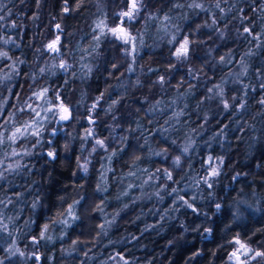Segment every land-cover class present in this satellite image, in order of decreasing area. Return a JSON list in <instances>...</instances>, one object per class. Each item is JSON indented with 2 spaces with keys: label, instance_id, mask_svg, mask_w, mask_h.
<instances>
[{
  "label": "clouds",
  "instance_id": "1",
  "mask_svg": "<svg viewBox=\"0 0 264 264\" xmlns=\"http://www.w3.org/2000/svg\"><path fill=\"white\" fill-rule=\"evenodd\" d=\"M0 264H264V0H0Z\"/></svg>",
  "mask_w": 264,
  "mask_h": 264
}]
</instances>
